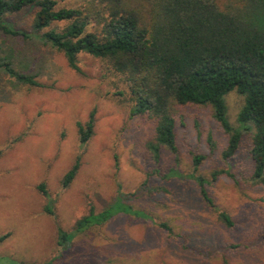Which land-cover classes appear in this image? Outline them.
<instances>
[{
	"label": "rangeland",
	"instance_id": "1",
	"mask_svg": "<svg viewBox=\"0 0 264 264\" xmlns=\"http://www.w3.org/2000/svg\"><path fill=\"white\" fill-rule=\"evenodd\" d=\"M34 14L28 8L8 21L31 34ZM0 54L12 55L16 69L41 82L21 83L0 68V264H264V186L252 179L250 133L226 160L228 134L213 107L179 105L178 152L162 147L156 162L149 148L154 120L131 114L126 84L100 58L82 53L76 70L39 37L2 34ZM226 100L229 120L238 125L244 98L232 91ZM91 114L94 133L82 142L79 124ZM195 155L203 157L198 166ZM191 174L206 179L212 204ZM119 199L152 218L120 213L71 233L91 206L100 212ZM218 210L234 225L220 221Z\"/></svg>",
	"mask_w": 264,
	"mask_h": 264
},
{
	"label": "trees",
	"instance_id": "2",
	"mask_svg": "<svg viewBox=\"0 0 264 264\" xmlns=\"http://www.w3.org/2000/svg\"><path fill=\"white\" fill-rule=\"evenodd\" d=\"M28 8L35 9L31 34L13 28L8 21L10 15ZM59 22L66 23L61 30L53 26ZM0 34L39 37L62 52L76 70H80V54L100 58L126 84L131 114L154 120L149 148L156 162L162 147L178 152L177 107L211 105L228 134L223 158L233 157L245 133H250L252 179L264 186V0H83L69 8L60 7L59 0H0ZM13 58L0 54V68L21 83L40 86L38 75L16 69ZM232 91L244 98L238 125L228 117L226 96ZM94 125V114L85 125L79 124L82 142L91 138ZM202 158L195 155V165ZM78 168L79 162L65 174L64 186L73 181ZM190 176L199 183L205 201L212 204L206 179ZM132 207L120 199L100 212L91 206L71 233L75 236L103 225L120 213L152 218ZM218 218L228 227L234 225L226 211L218 210ZM159 225L171 231L167 222ZM64 238L61 234L59 245L63 247Z\"/></svg>",
	"mask_w": 264,
	"mask_h": 264
}]
</instances>
